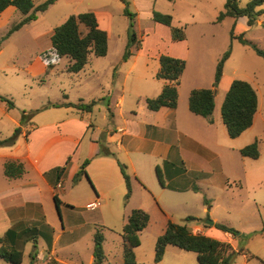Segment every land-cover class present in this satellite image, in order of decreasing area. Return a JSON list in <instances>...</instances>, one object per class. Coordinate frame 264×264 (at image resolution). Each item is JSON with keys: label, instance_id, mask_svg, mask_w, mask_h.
<instances>
[{"label": "crops", "instance_id": "0c3cea01", "mask_svg": "<svg viewBox=\"0 0 264 264\" xmlns=\"http://www.w3.org/2000/svg\"><path fill=\"white\" fill-rule=\"evenodd\" d=\"M249 1L246 0L245 5H242L239 0V4L245 7ZM169 2L174 5V11L170 13L173 15V21L177 20L178 28H185L188 32L192 25L198 23L209 24L213 27L208 32L202 30L200 34L204 43L203 47H209V53L211 57H214L210 65H214L215 68L225 53L226 47L213 49L215 52L212 56L209 41L216 39L222 27L229 36L234 28L236 37L243 34L245 38L248 37L257 42L264 49V13L251 27L246 16L238 19L226 17L223 21H218L220 13L225 10L227 0H173ZM259 8L264 9V5ZM175 10L178 14L180 11L188 19H180L179 15L177 17ZM22 17L24 15L14 6L8 7L0 15L5 25L9 24L13 18L21 20ZM258 32L261 33L262 40L260 41L252 36V33ZM237 40L235 38L232 41ZM175 42L173 49H170L167 54L186 61V68L181 76L182 83L188 71L192 70L189 68L192 61V44L188 43V37ZM134 48L127 61H122L118 65H108L104 70L95 68L94 57L97 56L92 53L90 62L80 72L70 73L68 68L72 64L71 59L69 58V65L66 69L59 71L57 65L64 57H56L52 51V44L48 46L44 57L48 67L45 71L51 78L60 77V72H62V75H67L69 78L80 79V74L85 72L87 67H90L92 76L97 80L104 71H110L111 78L105 84L98 83L103 90L98 97H86L80 93L72 98L67 93H63L61 98L53 100L49 96H41L40 105L27 107L29 111H36V115L22 128V133L15 144L0 146V237H4L10 229L14 230V234L4 245L23 250L21 264H95L94 236L98 230L104 232L98 228L102 225L100 222L117 219L120 215L119 218L124 227L135 209L144 210L149 214L150 221L145 229L151 225L153 216L157 215L163 219L160 235H156L153 242L151 239L153 249L147 254L142 251L144 241L141 233L145 229L139 234L140 246L134 249L136 264L151 263L155 261L157 239L164 234L169 220L172 219V213L176 209L190 207L189 193L199 195L194 189L193 179L200 185L206 182L214 184L220 180L219 175L224 172V166H226L222 147L227 149L235 147L233 151L238 150L235 156L236 164H240L242 172L236 176L239 179V183L234 182L236 188H239V191L243 190L252 179L248 166L251 168L252 161H259L262 158L263 139H257L258 145L260 144L258 159L245 157L239 151L248 145L249 139L243 145H235L233 141L246 135L261 115L259 114L260 99L257 89L249 82L258 96V108L253 125L239 137L231 138L227 134L228 130L223 120L221 122L222 116L221 119L218 116L213 118V123H210L206 118L191 112L189 109L191 91L187 97V105L184 101L181 105L179 101L176 109L163 107L158 111H151L146 102L139 106V98L143 96L133 97L128 84L129 81L138 86L137 82L142 78L141 73L144 68V65L137 60ZM108 54L109 48L104 58ZM232 54L233 49L231 56L225 62L223 76L217 89V92L223 91L225 96L232 82L237 79L236 75L229 78L226 73V67ZM47 55L52 58L50 61L46 58ZM160 56L161 54L157 58L159 59ZM191 76L194 79L201 77L202 70L194 68L189 74V77ZM165 83L164 81L161 84L162 87L157 89L158 93H162L161 88L163 90ZM152 89H156V85L152 86ZM146 97H152V95L148 93ZM93 101L96 104L90 112L64 105L66 103L86 105ZM1 102L4 105L1 107L0 118L8 117L12 122V127L0 137V140L12 136L15 128L21 125V114H13L16 107L9 108L5 102ZM223 102L224 100L216 103L214 113L216 109H222ZM54 105L60 106L55 107ZM97 114H101V121H98ZM226 135L230 137V141ZM223 143L225 146L222 145ZM101 144L112 155L101 154ZM238 155H241L240 159ZM9 161L23 163L25 172L21 177L10 178L6 175L5 166ZM85 162H87L86 174H82L80 180L75 183L74 178ZM215 162L218 163L217 167L220 170L218 172L214 167L210 168ZM119 163L126 167L131 180L132 193L128 201H126V182ZM65 165L67 166L65 172L60 174L59 168ZM157 168L160 169L163 184L159 180ZM261 171H264V167ZM163 176L168 180L167 183ZM230 180L224 177L222 181V188L225 191L232 186ZM78 190L85 193L82 203L73 194ZM55 195H58L61 200L60 212L64 219L60 222L55 214L56 209L61 219ZM92 202H96L98 207L95 210H88L86 206ZM202 203V209L206 212L207 203L205 201ZM255 203L257 205L255 204L256 207L250 213V221L255 225L253 227L259 228L264 224V217L259 214L258 205L260 204L257 201ZM211 208L213 212L214 207L211 206ZM79 209L97 211L98 215L89 217ZM100 214L102 219H99ZM189 216L196 218L191 223H187L195 234H202L230 243L236 249L239 248L235 236L216 227V224H224L219 217L213 215L214 225H208L200 215L184 214L185 219ZM122 233H118L117 238L113 240L114 244L117 242V250L114 248L110 253L106 249L108 238L103 233L105 259L102 264H125ZM86 234H89L90 240L89 246L87 244V252L84 246ZM34 242H36V247ZM1 246L2 244L0 248ZM33 253H35L34 258ZM185 253H193L194 256ZM173 254L183 260H188L186 263L177 261L173 264H200L195 252L185 251L172 245L166 247L163 259L156 263H164L168 255ZM242 257L244 264H250V258L247 255L244 254ZM0 264L13 263L6 261L0 255Z\"/></svg>", "mask_w": 264, "mask_h": 264}, {"label": "rangeland", "instance_id": "374dc122", "mask_svg": "<svg viewBox=\"0 0 264 264\" xmlns=\"http://www.w3.org/2000/svg\"><path fill=\"white\" fill-rule=\"evenodd\" d=\"M44 1L46 0H34V3L38 6ZM128 1L129 9L134 14V30L141 41V48L138 49L137 46H134V53L137 60L144 65L141 73L142 78L137 82L138 86L131 84V82L129 83V81L128 84L130 85V94H132L133 97L135 95L143 96V98H139L140 106L141 104H145L147 98L157 97L161 93H158L157 89L162 87L161 84L165 80L157 78V73L160 70V62L157 58L158 55H168L167 53H169L170 49H173V44L176 43L175 41L181 40H174L171 28L163 24L160 25V23H157L154 19L155 11L172 15L170 11H174V5L171 2L168 0ZM240 1L242 5H245L246 0ZM89 11L96 13L101 27L108 31L109 34V54L106 58L94 57L95 68L104 70L108 65H118L120 62L124 61L123 55L129 40L131 20L129 16L125 14V4L122 0H57L48 10L43 13H38L37 20L13 33L0 46V95L14 102L16 107L15 113H13L14 115L21 114L22 117V113L27 110V107H36L40 105L42 100L40 99L41 96H49L51 99L56 100L61 98L63 93H67L70 97L75 98L80 93L86 97H98L100 93L103 92L102 87L99 86L98 83L105 84L110 80V71H104L103 75L99 77V81L92 76L90 67H87L86 71L80 74V79L75 77L69 78L67 75H62V72H60V77L53 76L51 78L45 71L48 67L46 66L47 61L44 57L48 46H51L50 36L54 28L64 23L66 19L73 14ZM176 11L177 10H175V12ZM175 15L177 17L179 15V17H181L180 19L183 20L188 19L186 16L182 15L180 11L179 14L177 11ZM21 20L13 18L9 24L5 25L3 19L0 18V39ZM173 26H179L177 20L173 21ZM212 29L213 27L211 25L201 23L192 25L188 32H186L185 28L183 29L184 38L186 39L188 37V43L192 44V61L189 67L192 70L188 71L187 77L182 80V83L180 80L181 86L180 84L178 86V102L180 101L181 105L183 101L185 105H187V97L190 91L193 90L192 88H211L214 82L217 68H215L214 65H210L214 57H211L209 47H203L204 43L201 40L200 34L202 30L208 32ZM230 36L223 27L218 31L216 39L209 41L212 49V56L215 52L213 49L226 47L227 51L232 44L233 54L227 64L226 73L229 78L236 75L237 79L248 81L257 89L260 99L259 114H261L257 123L247 131L246 135L233 142L235 145H243L249 139L247 143L249 145L251 141L254 142L257 139H263L261 144L262 158L259 161H252L251 168L248 166L249 172L252 173V179L243 190L239 191V188H236L234 184V182L239 183V179L236 178V176L240 175L242 172V167H239L240 164H236L237 158L235 156H237L238 150L233 151L235 147L233 149L222 147L221 150L225 157L226 166H224V172H221L219 175L220 180L214 184L206 182L200 185L193 179L194 189L198 191L199 195L189 193L188 196L191 198L190 207H183L185 210L183 208L176 209L171 215L172 219L169 221L179 224L191 223L185 221V213L200 215L204 221L213 220V215L219 217L222 223L237 230L236 238L238 240V247L245 250L244 253L237 256L234 264H244L242 259L244 254L250 258V264H264V224L259 228H255L253 227L255 225L251 224L250 221V213L256 207V201L260 204V206L258 205L259 214L264 217V171H261V168L264 167V58L259 57L250 47L243 45L239 40L233 42ZM252 36L259 41L262 40L260 32L252 33ZM246 39L252 41L248 37H246ZM252 42L258 45L257 42ZM68 65L69 58H61L57 65V69L61 71L66 69ZM194 68L202 70V76L195 77L197 80H195L193 76L189 77V74H191ZM114 76H116V74ZM154 85H156V89L153 90L152 86ZM148 93H150L152 97H146ZM224 97L225 94L223 91L219 90L216 93V101L218 103L223 101ZM3 105L4 104L0 101V112ZM27 111L36 115V111ZM213 114L214 117L212 115V120L217 116L221 119V110L219 108L216 109ZM97 116L98 121H101V114H97ZM24 126L25 124H21L16 127L13 134L19 133V131L22 133L21 129ZM11 127L12 122L10 119L6 116H2L0 118V137L5 135L4 133H7ZM226 138L229 141L231 140L228 135H226ZM222 145L225 146L224 143ZM240 157L241 155H238L239 159ZM217 165L218 163L215 162L210 168L214 167L216 172H218L220 170ZM224 177L231 179L230 182L232 186H229L228 191L222 188ZM163 179L166 183L168 182L165 176H163ZM179 184H181V182H179ZM73 194L79 198L80 203H82L85 193L78 190L74 191ZM205 200H207L206 212L202 209V202ZM211 206L214 207L213 212H211ZM209 209L210 211H208ZM79 210L89 217H96L98 215L97 211H88L86 209ZM55 214L59 222L61 220L63 221L64 218L62 213L61 219L56 209ZM119 217L120 215H118L117 219H109L105 222H100L102 225L98 227L104 230L103 233L108 238L106 249L109 253L111 250H114V248L117 250V242L114 244L113 240L116 239L117 234L122 233L123 230L122 220ZM99 219H102V215ZM247 224L248 226L246 227ZM162 227L163 219L157 215L153 216L151 225L141 233L144 241L142 247L144 253L147 254L153 249V247H151V239L153 242L156 235H160L159 233L162 231ZM241 227L246 228L242 229ZM84 238V246L87 252V244L89 246L90 243L89 234H86ZM185 254H192L190 256H194L193 253ZM167 258L168 259H166L164 263H156V261H153L148 264H173L177 261L182 263L188 262V260H183L174 254L168 255Z\"/></svg>", "mask_w": 264, "mask_h": 264}, {"label": "trees", "instance_id": "16d2710c", "mask_svg": "<svg viewBox=\"0 0 264 264\" xmlns=\"http://www.w3.org/2000/svg\"><path fill=\"white\" fill-rule=\"evenodd\" d=\"M57 0H46L36 6L34 0H0V15L10 6L16 7L24 18L15 24L8 33L0 39V46L13 33L20 30L25 25L38 19V13H43L53 5ZM173 1V0H169ZM125 4V14L129 16L131 23L129 28V40L126 45V50L123 55V60L127 61L132 54V48L137 46L141 48L139 40L134 30V14L129 9V1L122 0ZM264 5V0H250L245 7H241L239 0H227L225 10L218 17V21H223L226 17H248L249 26H254L259 16L264 13V9H260ZM154 19L157 23L166 25L171 28L172 37L174 40H184L183 28L173 26V16L160 12H154ZM231 39H238L243 45L250 47L259 57L264 58V49L249 41L243 34L240 36L234 35V28L231 30ZM52 51L56 57H68L72 64L68 68L70 73L80 72L91 59L93 53L97 57H104L108 53L109 35L108 32L101 28L98 17L95 12L89 11L69 16L64 23L54 28L51 36ZM232 53V45L223 54L218 62L215 80L211 88L193 89L189 96V109L196 115L206 118L210 123H213L212 115L216 106V93L220 81L223 76L225 62L229 59ZM46 58L50 61L48 55ZM160 70L157 73V78L165 80L162 93L154 98H147L146 103L150 110L158 111L163 107L176 109L178 106L181 76L186 68V61L181 58H175L169 55H161L159 58ZM50 66V64H49ZM0 100L5 102L9 108H14L15 104L12 100L0 95ZM95 101L90 104H73L66 103L64 105L75 107L85 111H92ZM58 107L60 105H54ZM258 108V96L255 88L247 81L234 80L230 89L226 93L221 116L223 123L227 127L228 134L231 138H237L248 130L254 122V117ZM34 113L23 111L21 124H26ZM22 132V129H21ZM19 133H14L12 136L0 140V146H12L15 144ZM241 154L245 157L258 159L260 156L258 141L245 146L241 149ZM101 154L112 155L103 144H101ZM85 164L74 178L77 183L82 174H86ZM122 174L125 178L127 194L126 201L131 196L132 186L130 176L126 171V167L119 163ZM66 165L59 168L60 174H63ZM25 172L23 163L9 161L5 166V173L10 178L21 177ZM157 174L160 182L163 184L160 169L157 168ZM57 208L60 212L61 200L58 195H55ZM207 202V200H205ZM196 220L194 217H187L186 222ZM149 214L141 209H135L128 217L126 224L123 227L124 239V260L125 264H136L134 249L141 244L140 232L143 231L149 224ZM216 227L237 236V230L224 224H216ZM14 234V230L10 229L4 237H0V255L6 261L13 264H21L23 261V250L16 247H6L4 243ZM104 234L98 230L94 236V260L95 264H102L105 259L104 251ZM36 247V242H34ZM172 245L185 251L195 252L200 264H234L237 256L244 253V249H236L230 243L223 242L202 234H195L187 223L179 224L172 221L168 222L167 228L156 243L155 261L160 262L165 254L166 247ZM253 256L252 254H250ZM35 253L32 254L34 258Z\"/></svg>", "mask_w": 264, "mask_h": 264}, {"label": "built area", "instance_id": "2783aa9c", "mask_svg": "<svg viewBox=\"0 0 264 264\" xmlns=\"http://www.w3.org/2000/svg\"><path fill=\"white\" fill-rule=\"evenodd\" d=\"M60 186V185H59ZM98 207L96 202H92L86 206L88 210H95Z\"/></svg>", "mask_w": 264, "mask_h": 264}, {"label": "water", "instance_id": "95a60500", "mask_svg": "<svg viewBox=\"0 0 264 264\" xmlns=\"http://www.w3.org/2000/svg\"><path fill=\"white\" fill-rule=\"evenodd\" d=\"M206 224H208V225H214V221L213 220H207L206 221Z\"/></svg>", "mask_w": 264, "mask_h": 264}]
</instances>
